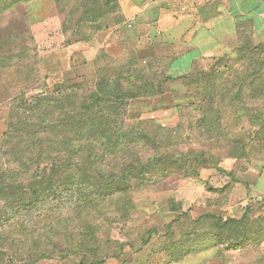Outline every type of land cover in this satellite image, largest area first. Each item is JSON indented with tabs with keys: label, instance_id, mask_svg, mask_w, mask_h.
<instances>
[{
	"label": "rangeland",
	"instance_id": "374dc122",
	"mask_svg": "<svg viewBox=\"0 0 264 264\" xmlns=\"http://www.w3.org/2000/svg\"><path fill=\"white\" fill-rule=\"evenodd\" d=\"M233 1L124 0L148 11L120 27L108 16L100 32L88 29L96 34L89 41L85 32L72 35L77 0H27L0 15V137L10 129V117L27 109L22 97L59 96L52 90L69 80L70 69L85 79L71 89L77 102L97 86L101 72L126 90L134 81L154 83L151 95L129 99L117 113L130 134L127 142L134 141L132 154L151 163L126 180L121 210L114 204L91 243H61L77 247L69 257L33 264H264V191L249 182L264 172V142L255 136L262 120L254 118L264 113V93H240L244 74L253 71L245 73L237 48L243 40L264 44V34L254 31L242 0ZM246 1L261 12L256 27H264V0ZM193 4L189 14L200 23L189 31L182 17ZM159 17L165 22L160 31ZM99 49L108 58L99 62L103 70L93 63ZM198 52L203 57L190 66ZM0 164L17 166L2 153ZM257 186L264 189V177ZM173 201L183 213L171 211ZM1 205L0 227L22 228L17 219L1 225L8 219ZM15 244L21 243L0 241V264H28Z\"/></svg>",
	"mask_w": 264,
	"mask_h": 264
},
{
	"label": "trees",
	"instance_id": "16d2710c",
	"mask_svg": "<svg viewBox=\"0 0 264 264\" xmlns=\"http://www.w3.org/2000/svg\"><path fill=\"white\" fill-rule=\"evenodd\" d=\"M23 1L27 0H12V3L0 0V15ZM122 1L77 0L76 8L79 9L74 11L71 20L74 23L72 35L85 32L89 35L85 41L94 39V33L102 30V22L108 16L116 17L115 24L122 26L125 23ZM241 3L242 12L251 13L254 31L264 34V27H256V19L262 17L260 10L255 11V5L246 0ZM88 29H95L94 33ZM243 43L237 47L241 51L238 62L245 66V73L253 72L244 74L245 84L240 93L253 88L257 97H261L264 93V44L257 47L249 45L248 40ZM104 54L100 51L93 63L101 67L99 62L108 61ZM202 55L198 52L190 66ZM101 68L103 70L105 65ZM254 76L256 83L250 81ZM65 77L71 80L55 85L52 90L59 96L41 95L33 101L22 97L21 103L27 109L23 114L17 112L10 117V129L0 137V153L17 163L15 167L0 164L1 211L8 217L1 225L12 224L17 219L22 226L9 232L0 227V241L10 239L12 243H21L14 246L24 250L28 264L44 258L69 257L77 250L74 243L96 240L114 204L117 203L116 211L121 210V203L126 199L123 196L126 180L138 172L139 166L148 168L151 164L141 162L139 152L132 154L129 143L134 141L127 142L130 134L125 129L126 123L119 122L117 113L129 99L151 95L148 91L153 81L144 79L142 84L134 81L126 90L117 77L101 72L96 77L97 86L82 93L81 101L77 102L71 89L85 79L77 76L73 69L67 71ZM263 107L264 104L259 105V109ZM17 108L23 106L17 102ZM254 118L262 120L255 134L256 141L262 143L264 113ZM128 157H133V161L128 162ZM181 207L180 202L173 201L170 209L183 213ZM92 262L99 264L102 259Z\"/></svg>",
	"mask_w": 264,
	"mask_h": 264
},
{
	"label": "crops",
	"instance_id": "0c3cea01",
	"mask_svg": "<svg viewBox=\"0 0 264 264\" xmlns=\"http://www.w3.org/2000/svg\"><path fill=\"white\" fill-rule=\"evenodd\" d=\"M129 3L127 2V4H126V2H124V0L122 1V5H123V7H124V9H123V13H124V15L125 16H123V17H125V20H130L132 17V14H135L136 15V17H135V19L137 20V19H140V17L142 16V15H144V13H146L147 11H148V6H150V4H148V3H146V6L148 7V8H142L143 7V4H137L136 6L135 5H132V6H135L136 8H135V12H133L131 9H132V6L130 5H128ZM198 6V5H197ZM131 7V8H130ZM196 7V5H192V7L188 10V13H187V15H184L183 17H182V19L184 20L183 22H185L186 24H187V26H189L188 28V30L190 31V30H195V28L197 27V25H199V23H200V20L196 17V15H193V14H189V12H191V10H193L194 8ZM162 11V10H161ZM128 12H129V14H128ZM178 14V13H177ZM160 17H162V19H163V17H164V15L163 14H161V16ZM159 17V18H160ZM174 17V16H173ZM161 18L160 19H158V27H157V30L158 31H160L163 27H162V23L164 22V21H161L162 20ZM166 20V19H165ZM178 18L177 19H175L174 18V21H175V24H177V22H178ZM186 20V21H185ZM174 21L172 22V25L174 24ZM195 22V23H194ZM165 23V22H164ZM162 27V28H161ZM163 30H164V28H163ZM193 38L194 37H192V40H193ZM87 48V47H86ZM88 50H90V48H88ZM100 50L101 49H99L98 50V52H96V55L93 57V60H95V58H96V56L98 55V53L100 52ZM94 62V61H93ZM74 66H76V65H74ZM77 67V66H76ZM264 177V172L263 173H260L259 174V176H258V178H257V180H255V181H249V182H252L254 185H253V187H254V190L255 191H257V192H261L262 190L264 191V189H263V187L261 186H257L258 184H259V181L262 179ZM251 184V183H250Z\"/></svg>",
	"mask_w": 264,
	"mask_h": 264
}]
</instances>
